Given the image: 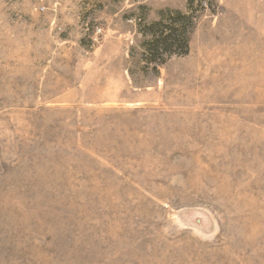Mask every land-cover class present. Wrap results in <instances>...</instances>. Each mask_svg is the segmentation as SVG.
<instances>
[{
    "label": "rangeland",
    "instance_id": "rangeland-1",
    "mask_svg": "<svg viewBox=\"0 0 264 264\" xmlns=\"http://www.w3.org/2000/svg\"><path fill=\"white\" fill-rule=\"evenodd\" d=\"M0 264H264V0H0Z\"/></svg>",
    "mask_w": 264,
    "mask_h": 264
}]
</instances>
